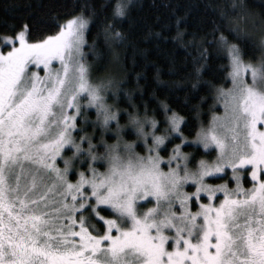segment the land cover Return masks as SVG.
Wrapping results in <instances>:
<instances>
[{
	"label": "snow or ice",
	"instance_id": "1",
	"mask_svg": "<svg viewBox=\"0 0 264 264\" xmlns=\"http://www.w3.org/2000/svg\"><path fill=\"white\" fill-rule=\"evenodd\" d=\"M129 4L111 3L112 20L126 17ZM88 24L80 14L43 39L31 40L28 24L0 35V264H264V130L257 127L264 124V57L259 66L246 62L223 34L214 38L227 53L231 87L217 90L224 115L191 141L214 145L217 154L197 160L195 148L181 147L188 143L184 117L169 114L163 101V121L145 108L143 115L127 112L121 125L105 100L112 81L93 83L82 59ZM112 27L109 21L105 31L122 38ZM53 61L60 68L53 70ZM29 65H42L44 75ZM88 107L96 110L92 133L83 127ZM125 127L134 141L124 140ZM177 139L165 171L160 153ZM141 144L145 154L136 151ZM227 169L234 188L208 182L223 179ZM244 174L250 188L241 182ZM217 193L223 194L218 205ZM203 196L208 203H200ZM192 198L199 203L195 212ZM141 201L155 203L141 211Z\"/></svg>",
	"mask_w": 264,
	"mask_h": 264
},
{
	"label": "trees",
	"instance_id": "2",
	"mask_svg": "<svg viewBox=\"0 0 264 264\" xmlns=\"http://www.w3.org/2000/svg\"><path fill=\"white\" fill-rule=\"evenodd\" d=\"M114 2L0 0V35H14L28 24L32 30L31 40L43 39L59 31V25L68 18L83 14L89 20L85 59L96 77L112 81L114 91L109 94L108 102L117 111L121 125L126 124L127 112L138 110L143 115L145 108L149 116L155 113V118L163 121L164 109L160 103L163 101L169 107V114L175 111L184 117L181 128L188 143L181 146L183 151L192 152L195 148L193 155L197 160L213 159L212 148L192 145L191 139L222 112L221 100L217 99L218 88L231 86L227 53L217 50L214 38L223 34L229 43L241 48L245 61H261L264 57V0H130L127 16L112 20L110 5ZM109 21L113 24L110 32L118 31L122 38L116 39L105 31ZM197 68H200L199 73ZM86 115L88 122L83 127L92 133L96 110L90 107ZM111 123L114 127L115 122ZM159 127L163 129L165 124L160 123ZM122 133L128 141L136 139L127 127ZM74 134L77 138L83 135L75 130ZM95 135L98 138L99 131ZM104 136L108 143L115 140L111 133L105 132ZM177 143L178 139L168 143L167 152ZM64 155L70 156L71 152L66 149ZM162 156H166L165 151ZM87 166L84 164L76 171ZM96 166L100 168L99 163ZM75 175L70 172L71 179ZM220 176L223 179L211 178L208 182L227 183L233 188L228 172ZM241 182L245 188L252 185L246 174ZM202 200L207 197L203 196ZM189 206L190 210L196 209L195 199Z\"/></svg>",
	"mask_w": 264,
	"mask_h": 264
},
{
	"label": "rangeland",
	"instance_id": "3",
	"mask_svg": "<svg viewBox=\"0 0 264 264\" xmlns=\"http://www.w3.org/2000/svg\"><path fill=\"white\" fill-rule=\"evenodd\" d=\"M76 16V15H75ZM73 17V16H72ZM71 18V17H70ZM70 18H68V19H70ZM86 31H87V29L85 30V33H84V36H85V34H86ZM85 46V45H84ZM84 46H83V48H82V52H83V57H82V59H83V62H85L87 65H88V68H89V75H90V79H91V81L93 82V83H101V82H105L106 80H108V79H106V80H104V79H102V78H98V77H96V75H94V73H93V71L91 70V66L89 65V63L86 61V59H85V52H84ZM3 51H8V49L6 48V49H3ZM247 62V61H246ZM250 63H252V64H254V65H257V66H259V64H260V60L259 61H256V62H250ZM52 68H53V70H56V69H58V68H60V64H59V62L58 61H53V63H52ZM29 69L30 70H32V71H38L39 72V75L40 76H43L44 75V71H43V66L41 65L39 68H37L35 65H29ZM99 79V80H98ZM246 79H247V81H248V83H251L252 81H251V74L250 73H248V74H246ZM101 80V81H100ZM98 81H100V82H98ZM107 82V81H106ZM231 87V86H230ZM113 91H114V87H110L108 90H107V92L105 93V100H106V103L107 104H109V102H108V96H109V94L110 93H113ZM86 97H84L83 98V100H82V103L84 102V101H86ZM221 103H219L220 104V107H221V113L220 114H218V115H216L217 117H222L223 115H224V112H225V109H224V106H223V103H222V101H220ZM110 105V104H109ZM88 108H90V107H88ZM95 109V108H94ZM113 110V109H112ZM113 111H116L115 109L113 110ZM213 120V119H212ZM212 121H210V123H211ZM210 124H208L207 126H205V128H207L208 126H209ZM257 127L260 129V130H264V124H260V123H258L257 124ZM122 135H123V133H122ZM195 137H196V135H195ZM194 137V138H195ZM193 138V139H194ZM193 139H191V141L193 140ZM125 141H128V140H126V139H124ZM134 141V140H133ZM114 142H115V140H114ZM128 142H132V141H128ZM113 143V142H112ZM202 146V145H201ZM141 147H142V149L141 150H138L137 148H136V151L138 152V153H141V154H145L144 153V151H143V145L141 144ZM203 147V146H202ZM211 148L214 150V152H215V154H214V158H215V156H216V150H215V146L213 145V146H211ZM171 151V150H170ZM170 151H169V153H170ZM168 152H166V156H163L164 157V161L162 162V167H163V169L165 170V171H167V156H168V154H169ZM160 155L162 156V152L160 153ZM213 158V159H214ZM208 160H211V159H208ZM58 162H60L61 163V165L60 164H58ZM63 161L62 160H60L59 158L57 159V166L58 167H63ZM173 166H175V165H173ZM103 171V170H102ZM248 171L250 172L251 171V168L249 167L248 168ZM227 172H228V176L231 178V176H232V172H231V169H227ZM222 174H224V173H221L220 175H222ZM78 178V176L77 175H75L74 177H73V179H71L73 182H75V180ZM249 178L251 179V177L249 176ZM233 184H234V186H233V188L235 187V181L233 180ZM252 186V185H251ZM250 186V187H251ZM189 186L188 185H185V191H187V192H193V191H195V187H194V185L193 186H191V188H188ZM250 187H248V188H250ZM203 195V194H202ZM206 197V196H205ZM217 197H218V199H215L214 200V202H215V204H219L220 203V201L221 200H223V194L222 193H217ZM192 199H195V198H192ZM141 205H142V208H141V211H143V210H146L147 208H149V207H152V206H154V201H152V203H147V202H144V201H141V202H139ZM200 203H208V200H205V201H203V200H201L200 201ZM197 204V206H196V209L195 210H191V211H193V212H195V211H197L198 209H199V203H196ZM190 207V206H189ZM174 208L177 210V211H179V203L177 202L175 205H174ZM201 222H202V220H201ZM166 234H168V235H173L174 233L173 232H171V231H169V232H167Z\"/></svg>",
	"mask_w": 264,
	"mask_h": 264
}]
</instances>
